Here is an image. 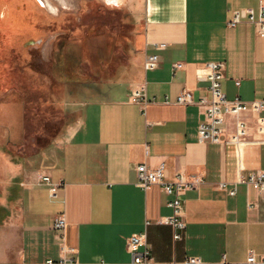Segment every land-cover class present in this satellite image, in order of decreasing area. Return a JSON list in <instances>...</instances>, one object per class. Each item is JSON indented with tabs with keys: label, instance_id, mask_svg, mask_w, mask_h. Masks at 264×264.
<instances>
[{
	"label": "crops",
	"instance_id": "obj_1",
	"mask_svg": "<svg viewBox=\"0 0 264 264\" xmlns=\"http://www.w3.org/2000/svg\"><path fill=\"white\" fill-rule=\"evenodd\" d=\"M142 1L135 20L138 77L101 78L106 89L82 74L72 80L93 82L90 90L103 95L80 101L79 113L50 143L46 165L16 161L15 193L8 196L15 202L0 206V264H49L47 259L62 255L91 264H131L128 238L141 231L151 245L149 264H195L186 262L188 256L242 261L250 250L264 254V190L246 181L250 172L264 170L257 115H246V140L202 141L203 108L177 101L183 90L195 100L210 96L209 81L198 76L210 61L225 63L222 87L228 98H264V35L250 20L228 24L236 9L254 7L258 15L261 0ZM159 42L166 46L157 48ZM149 53H158L159 60L146 69ZM140 87L145 100L134 99ZM142 162H163L166 180L178 172L203 177L182 194L186 227L179 239L171 224L159 222L173 211L172 195L158 183L149 189L137 184ZM42 174L61 183L57 195L52 196ZM60 215L66 220L63 237L54 228ZM64 245L75 251H65Z\"/></svg>",
	"mask_w": 264,
	"mask_h": 264
},
{
	"label": "rangeland",
	"instance_id": "obj_2",
	"mask_svg": "<svg viewBox=\"0 0 264 264\" xmlns=\"http://www.w3.org/2000/svg\"><path fill=\"white\" fill-rule=\"evenodd\" d=\"M142 11V0H0V206L15 202L20 158L46 165L80 101L103 95L72 80L138 77Z\"/></svg>",
	"mask_w": 264,
	"mask_h": 264
},
{
	"label": "built area",
	"instance_id": "obj_3",
	"mask_svg": "<svg viewBox=\"0 0 264 264\" xmlns=\"http://www.w3.org/2000/svg\"><path fill=\"white\" fill-rule=\"evenodd\" d=\"M250 20L255 22L259 34L264 35V0L260 1L259 13L256 15L254 7H245L234 10L228 24L236 25L242 20ZM166 42L156 44L157 48H164ZM159 60L158 53H149L145 57L144 66L146 69L157 66ZM175 67L181 66V63H174ZM225 63L223 61H210L204 66L205 71H199L198 76L209 81L210 96H203L198 100L193 98L190 90H183L177 98L178 102L196 103L203 108L204 119L199 124V137L202 141L222 142L224 140L243 141L250 136V125L246 118L248 113L257 115V131L264 136V98L245 100L240 97L230 99L222 87V79L224 77ZM143 87L134 91L135 100H145ZM231 131H228V126ZM225 134V138H224ZM138 180L137 184L144 189H149L154 184H161L164 191L172 197L168 200V204L172 207V213L165 215L159 219V222L169 223L173 226V236L175 239L182 237V230L186 227V221L183 218L184 209L182 194L187 188L197 187L203 177L199 175H186L178 172L173 180H166V167L164 163L157 166H150L145 162L137 165ZM43 181L50 185L52 196L57 195L61 183H55L48 174H42ZM247 183L253 185L259 190H264V170H254L249 173ZM221 187L226 186V182L220 183ZM236 189H232L231 193H235ZM149 223V220L147 221ZM66 220L63 215L58 216L54 222V228L59 235L63 237ZM128 248L132 253L133 259L131 264H149L153 261L151 255V245L148 241L145 231L133 233L128 238ZM65 251H75L74 248L63 246ZM49 264H91L84 263L75 259L62 255L60 259L54 260L49 258L46 260ZM187 263L195 264H264V254H257L254 250H250L245 260L233 261L223 258L217 262L204 261L200 256H188ZM30 264V263H23ZM155 264H169L167 262H155Z\"/></svg>",
	"mask_w": 264,
	"mask_h": 264
},
{
	"label": "bare ground",
	"instance_id": "obj_4",
	"mask_svg": "<svg viewBox=\"0 0 264 264\" xmlns=\"http://www.w3.org/2000/svg\"><path fill=\"white\" fill-rule=\"evenodd\" d=\"M112 1V0H111ZM50 4V3H49ZM49 6V5H48ZM52 6V5H51Z\"/></svg>",
	"mask_w": 264,
	"mask_h": 264
}]
</instances>
